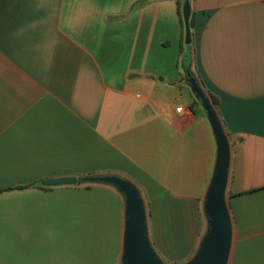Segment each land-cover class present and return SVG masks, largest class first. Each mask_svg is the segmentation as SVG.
<instances>
[{"label":"crops","instance_id":"obj_1","mask_svg":"<svg viewBox=\"0 0 264 264\" xmlns=\"http://www.w3.org/2000/svg\"><path fill=\"white\" fill-rule=\"evenodd\" d=\"M184 1L0 0V264H122L123 194L63 176L132 181L157 256L196 253L217 142L188 72L229 141L228 264H264V0H189L190 45Z\"/></svg>","mask_w":264,"mask_h":264},{"label":"water","instance_id":"obj_2","mask_svg":"<svg viewBox=\"0 0 264 264\" xmlns=\"http://www.w3.org/2000/svg\"><path fill=\"white\" fill-rule=\"evenodd\" d=\"M186 45L192 42L190 26L191 5L185 0L182 9ZM191 90L201 101L208 116L217 142V158L213 177L208 187L204 212L207 218V231L203 235L196 253L184 264H228L232 227L225 200V187L230 162V147L218 114L200 86L197 78L187 74ZM80 181L100 182L115 186L125 197V227L123 236V264H166L156 254L147 232L146 213L138 187L130 180L118 175H98L77 178L63 176L42 181L44 186L76 184Z\"/></svg>","mask_w":264,"mask_h":264},{"label":"trees","instance_id":"obj_3","mask_svg":"<svg viewBox=\"0 0 264 264\" xmlns=\"http://www.w3.org/2000/svg\"><path fill=\"white\" fill-rule=\"evenodd\" d=\"M178 4H179L180 7L182 6L181 1H180ZM190 26H191V27L193 26V18L190 19ZM207 94H208V96H209V99H210L211 103H212V104L215 106V108H216L217 105H218V98H217L215 95H213L212 93H210V92H207Z\"/></svg>","mask_w":264,"mask_h":264},{"label":"built area","instance_id":"obj_4","mask_svg":"<svg viewBox=\"0 0 264 264\" xmlns=\"http://www.w3.org/2000/svg\"><path fill=\"white\" fill-rule=\"evenodd\" d=\"M183 111H184V108H183V107H179V108H178V113H179V114H182Z\"/></svg>","mask_w":264,"mask_h":264},{"label":"rangeland","instance_id":"obj_5","mask_svg":"<svg viewBox=\"0 0 264 264\" xmlns=\"http://www.w3.org/2000/svg\"><path fill=\"white\" fill-rule=\"evenodd\" d=\"M122 197H123V202L125 203V198H124V196L122 195ZM206 220V219H205ZM195 252H196V250H195ZM194 252V253H195ZM121 262H122V264H123V261H122V259H121Z\"/></svg>","mask_w":264,"mask_h":264}]
</instances>
